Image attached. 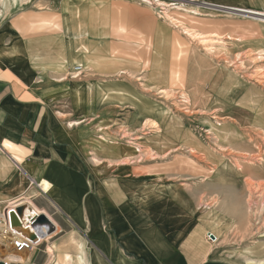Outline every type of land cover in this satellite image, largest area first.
I'll use <instances>...</instances> for the list:
<instances>
[{
    "label": "rangeland",
    "instance_id": "obj_1",
    "mask_svg": "<svg viewBox=\"0 0 264 264\" xmlns=\"http://www.w3.org/2000/svg\"><path fill=\"white\" fill-rule=\"evenodd\" d=\"M208 3L264 11V0H0V35L3 44L39 54V66L57 69L47 62L61 51L55 31L34 27L40 18L63 20L64 37L88 62L69 43L67 70L85 69L63 82H101L115 97L127 92L134 105H97L91 90L81 123L90 155L126 149L132 173L191 186L221 249L264 258V21ZM138 107L173 124L130 123ZM59 235L35 259L23 252L22 264H45L47 245L58 255H77L82 242L84 254L92 248ZM56 254L53 264L63 263Z\"/></svg>",
    "mask_w": 264,
    "mask_h": 264
},
{
    "label": "crops",
    "instance_id": "obj_2",
    "mask_svg": "<svg viewBox=\"0 0 264 264\" xmlns=\"http://www.w3.org/2000/svg\"><path fill=\"white\" fill-rule=\"evenodd\" d=\"M39 20L34 31L53 29L59 39L61 51L47 57L57 69L39 66V54L13 40L3 44L0 35V211L31 199L57 223V239L92 247L84 254L82 242L77 255L55 253L61 264H251L221 249L218 237L208 239L191 186L132 173L126 149L90 155L83 104L76 101L79 93L88 104V82H63L71 72L69 62L60 63L70 43L65 24L59 17Z\"/></svg>",
    "mask_w": 264,
    "mask_h": 264
},
{
    "label": "bare ground",
    "instance_id": "obj_3",
    "mask_svg": "<svg viewBox=\"0 0 264 264\" xmlns=\"http://www.w3.org/2000/svg\"><path fill=\"white\" fill-rule=\"evenodd\" d=\"M208 4L219 7V8L226 9L230 12L239 13L241 15L250 16L252 18H256V19H260L264 21V11L263 10H258V9H253V8L243 7V6L233 5V4H230V5L229 4H217V3H208ZM60 61H61L60 63H68V60L62 59ZM75 66H81L82 71H84V66L82 64H75L71 70V73L74 74L75 76H77L76 75L77 73L74 72ZM87 87H88L86 88L87 91L92 90L94 92L93 98L97 105H99V103H103L106 100L107 102H113L119 106L121 105V107L134 106L130 102L131 99L126 95L127 92L119 91L118 96L115 97V95H112L113 98H111L112 97V96L110 97L111 94H108L107 91L101 88L102 87L101 82H95L93 85H88ZM76 101L78 103H82V97L79 95V93L77 94ZM152 111L146 110L145 108H142V107H138V111L132 114V120L130 121V123H136V122L139 123L140 121H138V118L141 119V117H146L144 119L145 126L148 125L155 129H158L160 125H165L166 122L170 123L171 125L173 124V119L171 117H169V119H165L163 113L161 115H156V113L155 112L152 113ZM126 125H128L127 122H126ZM22 206L24 207V211L26 215V223H30V221H32L33 222L32 227L34 228V230L38 231L37 233L39 235V239L46 241L48 244V242L50 241L49 239L55 235V233L57 232L59 228L57 223L45 210H42L36 207V205L31 201V199H26ZM41 215L44 216L45 222L44 223H34V219L36 218V216H41ZM217 226L218 225L215 222L214 224H212L213 229H216ZM29 232L30 231H28V233ZM209 234L213 236L211 237L212 242L217 241V238H215L212 233H209ZM46 250H47L46 251L47 258H46L45 264H53L55 261V253L51 245H47ZM8 252H9V256L7 259L9 261H14V262L23 261L22 252L19 253L12 248H9ZM246 260L248 262H251V264L252 263L264 264V258H258V259L247 258Z\"/></svg>",
    "mask_w": 264,
    "mask_h": 264
},
{
    "label": "built area",
    "instance_id": "obj_4",
    "mask_svg": "<svg viewBox=\"0 0 264 264\" xmlns=\"http://www.w3.org/2000/svg\"><path fill=\"white\" fill-rule=\"evenodd\" d=\"M74 72L77 73V76L72 74L73 78L81 75L83 73L81 66H75ZM25 200L22 197L12 200L0 211V248L3 251H0V263L2 264H22V262H14L7 259L9 256V248L19 253L31 252L35 249L38 250V247L44 242L42 239H39L38 231L32 227L33 222L26 223L25 211L23 210L21 214H17L16 212V209L22 206ZM11 213H14L16 216L18 225L12 224ZM37 218L38 216L34 219V223H36ZM28 231L35 234V241L30 239ZM208 239L211 241L210 234L208 235Z\"/></svg>",
    "mask_w": 264,
    "mask_h": 264
},
{
    "label": "water",
    "instance_id": "obj_5",
    "mask_svg": "<svg viewBox=\"0 0 264 264\" xmlns=\"http://www.w3.org/2000/svg\"><path fill=\"white\" fill-rule=\"evenodd\" d=\"M23 210H24V207L19 206L16 209V212H17V214H21ZM11 221H12L13 225H18V220L16 219V216L14 215V213H11ZM44 222H45V219H44V216H42V215L38 216V218L36 219V223H44ZM29 237L33 241L36 240V236L33 232H29ZM211 237H213V236L211 235ZM0 264H2V263H0Z\"/></svg>",
    "mask_w": 264,
    "mask_h": 264
}]
</instances>
